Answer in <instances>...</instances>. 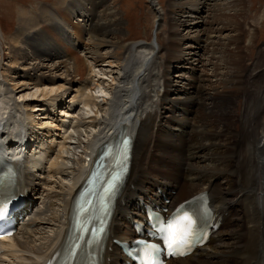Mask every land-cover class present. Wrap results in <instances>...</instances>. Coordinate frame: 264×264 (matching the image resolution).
<instances>
[{"label": "bare ground", "instance_id": "6f19581e", "mask_svg": "<svg viewBox=\"0 0 264 264\" xmlns=\"http://www.w3.org/2000/svg\"><path fill=\"white\" fill-rule=\"evenodd\" d=\"M245 1L171 0L164 48L159 36L127 43L114 8L105 7L95 23L97 3L62 0L40 6L37 16L24 13L0 72V86L13 96L0 97V123L12 155L38 157L22 165L20 178L37 200L27 224L1 244L0 264H42L51 256L68 230L75 193L105 143L123 134L133 138L124 151L132 156L105 264H121L124 256L111 242L129 235L130 216H140L138 199L158 198V187L172 206L209 192L225 221L207 245L168 264H264V64L243 65ZM150 2L160 27L164 9ZM208 65L213 80L204 75ZM18 123L40 140L37 150L18 154L25 145ZM207 134L219 139L218 151Z\"/></svg>", "mask_w": 264, "mask_h": 264}, {"label": "rangeland", "instance_id": "374dc122", "mask_svg": "<svg viewBox=\"0 0 264 264\" xmlns=\"http://www.w3.org/2000/svg\"><path fill=\"white\" fill-rule=\"evenodd\" d=\"M60 1L62 0H0V72L3 69L2 68L3 64H5L7 60L8 54L6 52L8 49V42L12 40L11 38L13 37V35L16 33L17 29L21 25L22 22L21 20L22 18H24V13L26 14L30 13L33 17L34 15L37 16L38 13H40V6L45 4L47 5L46 7H48L49 5L52 6L54 4L55 7H58L59 3H61ZM66 1H71V0H66ZM82 1H86L89 7L93 3L95 4L97 3L95 6L96 11L94 13L95 23L96 22L101 23L103 19L102 12L103 10H105V7H111L117 10L119 13L118 17L122 18L124 22L123 24L124 37L126 38L127 43H136V42L153 43L154 40L157 38V36H159V39L162 44V48L165 47L163 45H165L167 42L164 41V39L166 37H169V31H170L169 28H170L171 20L169 17V13H170L169 10L171 6H169V2L171 0H159L160 6L164 9V15L162 18L163 22L160 27L158 26L159 21H157L158 18L157 13L155 11L154 6L151 5L150 0H78V1L72 0V3L74 5L76 4L78 5L81 3L84 4ZM239 12H240L239 13L240 20L242 21L241 29L243 30L241 32L243 35V44H242L243 53L244 52L246 53V54L244 53L245 58L243 60L244 62L243 61L242 62L243 65H245V68L247 66L251 69L253 66L256 67L258 63L264 64V0H246L243 5V10ZM104 19H108V16L105 15ZM42 24L40 25L44 27L45 25ZM184 28H181V30H184ZM253 28L257 30L256 42L255 45L249 46L250 48H248L247 50L244 44L247 43L248 45ZM229 30L230 29L227 28V31ZM238 33L239 35H241L240 32ZM161 55L164 58H167L165 49L162 51ZM172 64H174V67L175 66L177 67L178 65V63L175 62H172ZM211 68L212 65H208L204 69L210 74V76L208 74H204L207 78H211V72H210ZM247 74L244 75L246 77L244 78V85L245 84L247 85L248 83L249 77H247ZM211 79L213 80L215 79V77ZM1 86H0V90L2 91V88L4 86L2 87ZM1 91H0V97H2V99L6 100L4 96L13 98V96L11 95L9 96L7 87L3 88L2 93ZM173 92H174L173 97L177 98L180 96L178 95L177 91H173ZM203 92H206L204 93L205 95L204 97H206L208 94L207 92L209 91L204 90ZM241 97L242 98H239L237 106L235 107L236 110L240 113L242 112L244 106L243 105L244 96L242 95ZM216 124H218L217 126H220L219 122L218 123L216 122L215 125ZM237 126H238L237 129H239L240 124ZM159 130L160 128L158 129V126H155V134H156L155 136H157V132ZM207 135L210 136L211 140H213L212 145L214 144L213 145L214 150L218 151V149L216 148H218L219 145L216 143V141L219 139L217 138L213 139L212 138L213 135H209V134ZM151 150L154 153L157 152L155 151L156 148H152ZM209 155L210 154H208V156ZM211 157L214 158V156ZM237 218H239V215Z\"/></svg>", "mask_w": 264, "mask_h": 264}, {"label": "snow or ice", "instance_id": "6c2138e0", "mask_svg": "<svg viewBox=\"0 0 264 264\" xmlns=\"http://www.w3.org/2000/svg\"><path fill=\"white\" fill-rule=\"evenodd\" d=\"M10 199V196H6L0 200V220L7 215V205ZM195 225L194 216L187 212L161 225L160 230L165 233L167 247L171 250L170 254H179L177 250L186 245L191 236L194 235Z\"/></svg>", "mask_w": 264, "mask_h": 264}]
</instances>
